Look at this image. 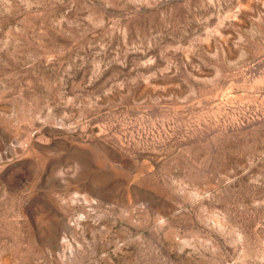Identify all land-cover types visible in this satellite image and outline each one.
<instances>
[{
  "label": "rangeland",
  "instance_id": "obj_1",
  "mask_svg": "<svg viewBox=\"0 0 264 264\" xmlns=\"http://www.w3.org/2000/svg\"><path fill=\"white\" fill-rule=\"evenodd\" d=\"M0 264H264V0H0Z\"/></svg>",
  "mask_w": 264,
  "mask_h": 264
}]
</instances>
